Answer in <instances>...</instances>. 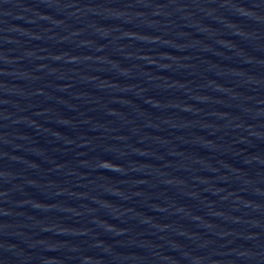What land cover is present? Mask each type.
<instances>
[{"label":"water","instance_id":"1","mask_svg":"<svg viewBox=\"0 0 264 264\" xmlns=\"http://www.w3.org/2000/svg\"><path fill=\"white\" fill-rule=\"evenodd\" d=\"M0 264H264V0H0Z\"/></svg>","mask_w":264,"mask_h":264}]
</instances>
